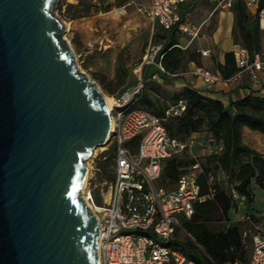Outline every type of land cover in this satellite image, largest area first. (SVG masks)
I'll return each instance as SVG.
<instances>
[{
  "label": "water",
  "instance_id": "95a60500",
  "mask_svg": "<svg viewBox=\"0 0 264 264\" xmlns=\"http://www.w3.org/2000/svg\"><path fill=\"white\" fill-rule=\"evenodd\" d=\"M56 1L0 0V264H98L81 193L111 115L61 37Z\"/></svg>",
  "mask_w": 264,
  "mask_h": 264
},
{
  "label": "built area",
  "instance_id": "2783aa9c",
  "mask_svg": "<svg viewBox=\"0 0 264 264\" xmlns=\"http://www.w3.org/2000/svg\"><path fill=\"white\" fill-rule=\"evenodd\" d=\"M106 1L115 3L117 0ZM185 1L148 0L146 13L166 30L177 28L195 37L199 30L186 25L180 12ZM235 1L219 0L217 7L231 9ZM241 1L249 12L257 14L264 33V0ZM161 47V44H151L142 60V65H157L158 72L152 79L170 74L161 62ZM208 54L209 50L202 51V55ZM235 60L238 70L227 78L206 68L197 69L195 74L208 84L236 82L247 75L255 83H261L264 91V44L257 52L239 47L235 51ZM143 89L144 81L141 80L132 92L112 96L113 127L108 144L115 146L113 178L101 204L93 197L89 198L99 226L98 264H194L171 242L177 227H181V218H191L194 203L207 198L197 182L200 164L192 165L173 188L160 185L159 180L163 162L173 154L191 148L201 133H194L187 140L169 136L164 118L136 107ZM185 108V103L181 102L166 113L168 116L179 115ZM234 197H238L237 194ZM245 219L250 220V216L245 215ZM233 264L242 263L235 261ZM248 264H264V228L257 227L251 238Z\"/></svg>",
  "mask_w": 264,
  "mask_h": 264
},
{
  "label": "trees",
  "instance_id": "16d2710c",
  "mask_svg": "<svg viewBox=\"0 0 264 264\" xmlns=\"http://www.w3.org/2000/svg\"><path fill=\"white\" fill-rule=\"evenodd\" d=\"M70 7H74L70 4ZM232 10L235 13V29L241 45L251 52L260 51L264 44V33L259 27L257 14H252L241 0L235 1ZM76 14L74 17H80ZM178 30L173 28L154 35V40H162L160 54L165 69L178 74L186 64L194 61L201 65L199 53L190 48L179 46ZM225 61H216V69L223 77L233 75L238 66L235 52L227 51ZM167 77L166 74H161ZM123 84V82H121ZM123 91V90H122ZM144 89L136 107L148 109L164 118L169 136L187 140L194 133L207 132L211 135V153L191 155L188 148L173 154L163 162V170L159 184L173 188L180 176L189 171L196 162L200 164L197 182L201 193L207 195L204 201L194 203L191 218L182 217L171 244L185 253L187 259L194 264H233L239 261L248 264L250 252L246 248L241 224L231 221L230 212L237 210V194L245 200L248 222H259L260 217L253 210L255 194L253 185L264 189V154L251 148L243 141V127L259 131L264 135V94L252 92L245 97L225 104L219 99L204 95L200 91L186 86L181 94H176L170 106H163ZM185 103V110L179 115H167L173 106ZM147 104V107L144 106ZM138 139L134 141L137 143ZM98 166L109 181L113 178L114 150ZM112 167L111 169L108 167ZM222 171L226 176V184L212 182L211 176ZM96 202L102 201L92 192ZM213 218L229 222L219 230H213L210 222ZM185 231H183V229Z\"/></svg>",
  "mask_w": 264,
  "mask_h": 264
},
{
  "label": "rangeland",
  "instance_id": "374dc122",
  "mask_svg": "<svg viewBox=\"0 0 264 264\" xmlns=\"http://www.w3.org/2000/svg\"><path fill=\"white\" fill-rule=\"evenodd\" d=\"M70 4H73L74 7H70ZM53 13L63 25L64 32L61 37L69 43L73 50L76 56V68L81 73L95 81L104 95L112 96L123 89H132L131 86L136 84L137 77L140 75V70L137 72L134 70L141 65L149 44H158L152 38L156 27L153 28V23L143 12L137 10L134 4L123 8L122 3H107L103 0H58L54 3ZM76 14L81 16L74 17ZM211 26L206 30L209 33ZM177 35L182 39H187L190 36L181 31ZM198 46L199 44L195 40L192 47ZM205 63L207 68H216L214 56L207 58ZM142 73H144V69ZM162 78V83L155 79L144 80L145 89L150 92L153 98L158 99V103L170 106L176 91L171 94L173 89L168 84L171 79L169 77ZM144 106L147 107V104ZM257 140L263 148L262 138H257ZM201 143H204L205 146L208 143L212 144L206 133L203 138H198L191 148H188V153L197 154ZM111 146L107 144L103 146V149L100 146L97 147L94 154L86 160V164L87 162L90 164L86 188L88 191L95 192L102 202L107 196L105 193H107L109 179L98 166V161H104L110 155L113 151ZM211 181L227 183L226 176L222 171L213 173ZM254 188L255 205L253 210L260 217L259 227L264 228V189L256 184ZM84 194L82 188L81 196L84 197ZM93 198L96 202L94 195ZM236 200L238 202L236 212L240 214L231 221L241 224L246 248L250 252L251 238L257 231L254 224L256 222H248L249 220L242 217L248 210L247 207H244L245 200L241 197H236ZM240 204L241 209L239 208ZM228 223L213 218L210 226L213 230H219L225 228Z\"/></svg>",
  "mask_w": 264,
  "mask_h": 264
},
{
  "label": "crops",
  "instance_id": "0c3cea01",
  "mask_svg": "<svg viewBox=\"0 0 264 264\" xmlns=\"http://www.w3.org/2000/svg\"><path fill=\"white\" fill-rule=\"evenodd\" d=\"M103 1L107 2L106 0ZM218 1L219 0H186L181 6L180 12L183 21L189 27L198 29L199 33L195 37L188 36L187 39L178 37L179 46L184 49L190 48L191 50L199 53L201 65H198L194 61H190L178 74H172L168 71L170 74H166V76L171 79L168 82L170 87H172L171 89H173L171 94H173L175 91L176 94H181L186 86H190L206 96L223 101L225 104H228L231 101L239 100L252 92L264 94L261 83H255L247 75H244L239 81L236 82L220 81L216 84H208L199 75L195 74V71L199 68H206L213 72H219L216 68L210 69L205 66L207 58L214 56L216 61L223 63L225 61V52H235L239 47L242 46L240 38L238 37V33L235 29L234 11L232 9H223L217 7ZM115 3H122L123 8H125L127 5L134 4L137 10L143 12L145 16L153 23V28L156 27V31L152 35L153 40L156 33L162 32V26L150 18L146 13L148 0H117ZM210 25L212 26L209 33V31L206 30ZM183 40L185 41L183 42ZM195 40L198 42L199 46L193 48L192 43ZM156 42L161 45L164 43L160 39H158ZM150 45L151 43L149 46ZM204 50H209V54L205 56L202 55V51ZM158 60L159 57L156 58V61ZM143 69L144 73L141 74ZM138 70H140V75L137 77L136 84L131 86L132 89H123V91H120L119 93L112 96L119 95L123 92H132V90L136 89L141 80H152V75L158 72V67L156 64L142 65L141 62V65L134 71L137 72ZM155 80L159 83H162V75H160L159 78ZM205 133L211 137L209 133L204 132L201 133L199 139L203 138ZM257 138H262V142L264 143V135L262 133L252 130L247 126L243 127V141L251 148L264 154V147L262 148V146H260V142L257 140ZM200 147V149L198 148L199 152L194 155H205L207 153H211V151L215 148L209 143L207 146H205L204 143H201ZM244 207H247L246 203H244ZM239 208L241 209V204ZM239 214L240 213H237L236 210H232L230 212V217L233 220L235 219L234 217H237ZM245 215L242 217L244 218ZM254 224L256 228L259 227V222Z\"/></svg>",
  "mask_w": 264,
  "mask_h": 264
},
{
  "label": "bare ground",
  "instance_id": "6f19581e",
  "mask_svg": "<svg viewBox=\"0 0 264 264\" xmlns=\"http://www.w3.org/2000/svg\"><path fill=\"white\" fill-rule=\"evenodd\" d=\"M104 99H105L106 105H107L108 110H109L110 115H111V109H112V106H113V98H112V96L104 95ZM112 127H113V121H112V117H111V129H112ZM105 145H106L105 143L102 144L100 146V148L103 149L104 148L103 146H105ZM96 149H94V151H93L92 154H94V152L96 151ZM89 174H90V164H89V162H87V171H86V174H85V181H84V185H83L82 188H83V192H85L84 198L86 200L87 205L94 211V207L91 204V202L89 201V198L90 197H93L92 192L91 191H88V189L86 188V186H87V178H88ZM85 190H87V191H85Z\"/></svg>",
  "mask_w": 264,
  "mask_h": 264
}]
</instances>
